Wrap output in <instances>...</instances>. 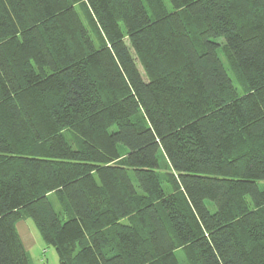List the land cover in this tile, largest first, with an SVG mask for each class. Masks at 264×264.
Wrapping results in <instances>:
<instances>
[{"label": "trees", "instance_id": "obj_1", "mask_svg": "<svg viewBox=\"0 0 264 264\" xmlns=\"http://www.w3.org/2000/svg\"><path fill=\"white\" fill-rule=\"evenodd\" d=\"M20 219L59 264H264V0H0V264Z\"/></svg>", "mask_w": 264, "mask_h": 264}, {"label": "rangeland", "instance_id": "obj_2", "mask_svg": "<svg viewBox=\"0 0 264 264\" xmlns=\"http://www.w3.org/2000/svg\"><path fill=\"white\" fill-rule=\"evenodd\" d=\"M77 10L80 14L82 21L87 25L88 19H87L86 13L82 11L80 6H77ZM219 41L221 43H224V40L222 38H220ZM219 53L220 54L223 53V50H220V48H219ZM228 72H229L231 78L233 79V82H235V84H237L238 81L236 80L237 77L235 76V74L231 73L229 70H228ZM237 89H238L239 93L242 92L241 88H237ZM66 137H67V139H69L68 133H66ZM160 162H161L160 163L161 169L159 171L162 173V176H161V182L162 183L161 184L163 185L164 190H167L168 189L167 188V186H168L167 179L169 181H170V179L168 177H166V175L164 176V174L168 175V174H170L169 172H171V171L168 169V165H167L164 158L160 157ZM51 201L53 202V205H55V207H57V202H56L57 200H56V198H54L53 195H51ZM26 223L28 225L30 233L33 235L32 238L34 240V242L32 243V246H30L31 248L28 251L29 263L30 264H59L57 253H56L55 249L51 245H48L47 243H45V241L41 238V236H40L38 230L36 229L34 223L32 222V220L26 219ZM175 253H176V256H177L180 264H185L182 251L176 250Z\"/></svg>", "mask_w": 264, "mask_h": 264}, {"label": "crops", "instance_id": "obj_3", "mask_svg": "<svg viewBox=\"0 0 264 264\" xmlns=\"http://www.w3.org/2000/svg\"><path fill=\"white\" fill-rule=\"evenodd\" d=\"M16 228L19 233V236L21 237L22 243L28 253L29 249L32 246V243L34 242L32 238V234L29 231L28 225L26 223V219H20L16 223Z\"/></svg>", "mask_w": 264, "mask_h": 264}]
</instances>
